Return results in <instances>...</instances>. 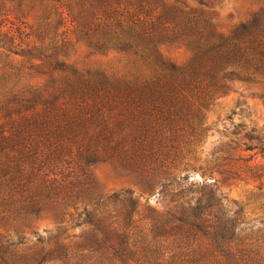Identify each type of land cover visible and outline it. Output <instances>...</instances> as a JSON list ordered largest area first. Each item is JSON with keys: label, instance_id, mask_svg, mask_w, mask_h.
I'll list each match as a JSON object with an SVG mask.
<instances>
[{"label": "trees", "instance_id": "trees-1", "mask_svg": "<svg viewBox=\"0 0 264 264\" xmlns=\"http://www.w3.org/2000/svg\"><path fill=\"white\" fill-rule=\"evenodd\" d=\"M217 1L0 0V252L51 218L65 255L84 228L86 250L141 262L137 203L100 193L95 167L109 164L172 203L151 217V264H264V228L246 233L213 185L187 182L206 112L232 83L264 79V9L225 36ZM78 45L119 64L81 66ZM173 47L190 53L186 65L164 53ZM245 139L264 156V135Z\"/></svg>", "mask_w": 264, "mask_h": 264}, {"label": "rangeland", "instance_id": "rangeland-1", "mask_svg": "<svg viewBox=\"0 0 264 264\" xmlns=\"http://www.w3.org/2000/svg\"><path fill=\"white\" fill-rule=\"evenodd\" d=\"M262 9L264 0H218L214 7L215 29L228 36ZM164 53L180 66L190 60V53L184 48H165ZM72 61L92 68H115L119 64L115 55L91 56L83 45L75 48ZM230 86L229 94L206 112L204 124L210 130L199 147L187 182L213 185L214 194L227 216L239 212L242 229L250 233L264 228V156L258 149L246 150L255 143L245 139V135H264V79L253 83L234 82ZM227 158L230 159L224 161ZM219 171L228 172L231 178L225 179ZM95 175L104 197L129 196L137 203L135 240L144 242L147 238L148 244L141 252V262L131 264H151V241L155 235L151 232V217L154 210L165 213L171 207L169 198L165 200L159 190L151 189L149 180L119 172L109 164L97 165ZM58 227L51 218L33 219L29 227L21 229L26 245L20 250L9 247L1 251L0 264H124L116 261L112 254L86 250L88 241L84 228L69 232L72 238L64 242L70 249L69 256L65 255L57 247L58 241L62 242L58 240ZM65 227L70 229V226ZM10 236L17 241L15 232ZM47 248L52 251H46Z\"/></svg>", "mask_w": 264, "mask_h": 264}]
</instances>
